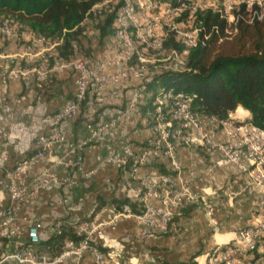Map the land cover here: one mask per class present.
<instances>
[{"label":"built area","instance_id":"built-area-1","mask_svg":"<svg viewBox=\"0 0 264 264\" xmlns=\"http://www.w3.org/2000/svg\"><path fill=\"white\" fill-rule=\"evenodd\" d=\"M113 1L106 46L89 56L75 39L63 54L67 31L26 36L16 19L0 20V264H120L108 234L120 223L135 220L122 245L156 241L177 214L206 206L182 155L200 148L214 168L245 177L258 218L193 264H247L264 239V129L242 106L226 117L197 109L196 94L164 78L189 70L192 50L219 33L207 13L232 38L264 18V0H105L93 12ZM52 75L74 85L56 110L41 90ZM112 168L103 202L93 187Z\"/></svg>","mask_w":264,"mask_h":264},{"label":"trees","instance_id":"trees-1","mask_svg":"<svg viewBox=\"0 0 264 264\" xmlns=\"http://www.w3.org/2000/svg\"><path fill=\"white\" fill-rule=\"evenodd\" d=\"M104 1L0 0V20L16 19L22 29L48 37L67 31L63 54L69 55L73 52L70 39L82 41L85 21L94 6ZM108 5L97 27L100 39L110 35L120 3ZM205 20L219 26V33L214 31L206 45L192 50L189 70L166 74L165 84L196 94L197 109L220 117L242 106L252 114L251 121L264 129V18L242 24L232 38H226L225 23L217 14L209 12Z\"/></svg>","mask_w":264,"mask_h":264},{"label":"crops","instance_id":"crops-1","mask_svg":"<svg viewBox=\"0 0 264 264\" xmlns=\"http://www.w3.org/2000/svg\"><path fill=\"white\" fill-rule=\"evenodd\" d=\"M67 82V77L64 80ZM61 88L63 95L51 100L50 108L56 110L66 98H70L74 85ZM12 91L15 90L11 87ZM183 157L197 170L195 190L207 197L205 207L190 206L177 214L169 225V231L156 241H133L122 245L121 238L132 232L135 220L120 223L115 231H109L117 247L115 259L120 264H193L195 258L205 255L219 245L234 242L236 232L257 223V193L247 189L245 177L234 167H213V156L200 148L195 154L182 151ZM115 168L98 175L94 191L104 202L111 193L105 190L108 179L117 183ZM217 222L219 230H216ZM247 264H264V239L254 253L242 260ZM85 264H93L90 257Z\"/></svg>","mask_w":264,"mask_h":264},{"label":"rangeland","instance_id":"rangeland-1","mask_svg":"<svg viewBox=\"0 0 264 264\" xmlns=\"http://www.w3.org/2000/svg\"><path fill=\"white\" fill-rule=\"evenodd\" d=\"M109 5H99L96 7V13H93L92 16L89 17L86 29L87 35H81L84 36L82 38V41L80 42L81 50L84 55H93L97 54L98 52L102 51L105 48L106 39H99L100 37V28L97 29L98 24L104 19L107 15V12L109 10ZM97 19V20H96ZM26 36H29L30 30L23 29ZM94 31V32H93ZM96 31V32H95ZM93 32V33H92ZM70 82V79H67L65 81L60 80L57 76L52 75L49 81L43 85L41 88L42 92L46 93L48 96H50L51 100H57L61 98L60 96L63 95V92L61 88L66 87ZM161 87H158V92L161 90Z\"/></svg>","mask_w":264,"mask_h":264}]
</instances>
